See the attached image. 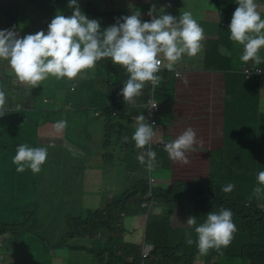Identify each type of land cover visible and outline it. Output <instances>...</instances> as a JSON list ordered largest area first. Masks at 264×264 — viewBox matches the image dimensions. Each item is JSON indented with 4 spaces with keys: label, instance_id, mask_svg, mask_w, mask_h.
Wrapping results in <instances>:
<instances>
[{
    "label": "rangeland",
    "instance_id": "374dc122",
    "mask_svg": "<svg viewBox=\"0 0 264 264\" xmlns=\"http://www.w3.org/2000/svg\"><path fill=\"white\" fill-rule=\"evenodd\" d=\"M156 1L159 0H111L110 4L116 11L125 12L127 15H131L135 11L140 12L142 21L150 22V17L148 15L150 8L146 7H148L150 3ZM168 1L167 7L157 6V10L159 11V9L164 8L166 14H171L177 18H179L182 11H190L199 24L207 17V10L206 7H204L205 4L202 0ZM260 1L261 0H255L258 5V11L262 13V18H264V8L261 7V10L259 8V4L260 6L262 4ZM78 3L83 11V3L80 0H78ZM155 4L156 3H154V5ZM55 5L54 2H48V0H0V11L4 12L3 19L6 18V22L2 21L3 23L0 24V30L11 29L15 26L21 37L27 34H35L40 30L47 32L48 24L58 13L60 14L61 9L59 7H54ZM228 6H230L229 9L231 12L234 13L238 4L235 0V2H228L227 8ZM65 13L66 16H70V9H67ZM227 19V27L229 28L231 19ZM99 21L102 30L110 26L107 22ZM201 27L203 28V26ZM204 46L203 43V48ZM232 46L236 51L242 54V46L235 42H233ZM228 53L230 54V51ZM228 53L226 54L228 55ZM200 55L191 57V66L188 64L187 58H182V63L186 69L184 73L189 72L191 69H200L201 65L204 63V60L199 58ZM260 55L264 57V49L261 50ZM230 64L231 66L240 69L245 63L241 61L238 56L233 58V60L230 61ZM247 64L256 66L252 61H249ZM109 66L119 65H114L110 59L101 60L97 62L94 79H77L69 81L67 78L57 80L55 77H50L43 81L38 87L32 88L31 85L20 84L16 80L8 62L0 60V77L3 79L0 80V84L9 86L12 81H16V85L12 86V90L10 87L9 94L6 95L7 108L10 110L4 117H0V147L6 149L2 150V148H0V226L7 224L12 226L19 222L24 223V220L14 223L13 221L17 217L21 219L27 212H30L31 206L29 205L36 199V196L38 197L37 193L41 188V190L49 189L53 191V189H50L49 187L55 188L56 183L64 186L60 183V178L54 174V172L57 173L55 168L51 167L54 172L50 170L49 160L52 157L51 150L54 147L48 149L47 160L42 165V170L39 174H33L30 169H26L23 172L25 174L21 176L9 167L16 166L11 163L16 154L14 147L18 145L22 138L17 130L15 134H12L10 131L11 128H17L22 124V121L16 114L17 112H20L23 115L27 114L28 116H36L37 118L41 114V117L38 118L37 125L42 127L48 123L50 129H46L45 131L54 134L59 132L55 127L56 122L62 119L60 117V111L55 110L56 106H66L63 110L68 114V123L71 127L82 121L84 113L87 112L89 122H93L96 125L95 129L90 126L88 129H85L83 133L87 139V150L89 155L91 154L93 156L96 153V158L100 160L110 161L116 159L124 162V165H119L115 170L119 171L120 178H124V180L130 184L129 189L131 192L135 191L137 184L140 183L141 180L146 181L148 177L150 178L151 176L155 177L157 181H159L157 185L162 187L160 180L164 177V170H162L163 172L156 169L152 171L147 170L145 165L141 164L137 159V156L143 150L137 149L135 143L130 139L127 141L121 139L119 131L124 133V136H128L125 132H129L130 130V126L127 123H123V117L121 118L120 116H117L116 119H114L115 125H117V128H115L116 133L110 131V144L114 145L106 146L105 135L109 126L106 125V113H104V108L110 107V104L113 103V100L108 99V96L112 95L109 86L116 82V76L115 79L109 77L107 68ZM199 72L200 71H195V73ZM240 79L245 83V77H241ZM126 80L127 78L121 82L117 79V84L120 85V90H118V92L115 91V94L119 96V103L122 101L123 107L126 110L124 113V119H126L129 110L124 103V98L120 95V92L122 90L121 87L124 86L123 84ZM195 80L198 81L197 78H195ZM148 84H146V86H148ZM196 85L199 86L201 84ZM73 86H75V90L71 89ZM261 88L264 89V83L261 84ZM18 89L22 90V94L25 97L26 92L30 91V93H34L36 90L37 93L30 99L31 101L24 100L22 103L16 104L13 99L17 96ZM170 89L175 91V84L171 85ZM227 89L228 87H226V91ZM92 96H98L99 98L94 99ZM36 97L39 99L35 100ZM44 98L47 99L44 100ZM243 102H245L243 98L234 97L231 102H226L225 107L221 109L220 112L216 113V116L219 117L218 120L221 122L223 130L222 137L225 143L221 149L209 151L206 147L203 148L197 146L198 150H202L208 154V159L207 155H201L204 158L203 161L208 162V164L204 163V168L200 174L201 176H204V173L209 171L212 160L213 165L214 162L224 159V164L229 163L235 173L245 170L248 172L249 179L252 178L250 177V174L254 169L250 171V168L248 167L251 166L253 162L252 143L256 139V136L254 135L255 129H245L244 126L240 124V121L244 116L246 117V120L244 121L245 124L250 125V121L259 115V110L256 103H254L253 107L244 108L242 111H239L236 107ZM80 104L87 105H85L84 108L80 107ZM163 104L168 105L167 103ZM25 106H28V109H19ZM13 107H17V109H13ZM40 109L43 114L40 113ZM137 111L138 113L143 112V108L137 107ZM175 111V108L172 107L169 109L168 113L175 114ZM130 113L132 114L133 112L130 111ZM63 117H67L66 114H64ZM184 117L186 120L192 119L191 115ZM200 118L201 121L199 122H201V124L197 126L202 129H197L196 132H202L209 126L207 122L204 123L206 119L205 115H202ZM179 119L180 116L171 118L172 121L167 123L173 126L174 124L179 123L181 120ZM186 120H181V122L190 125V120L185 122ZM87 125L88 123L86 126ZM250 131H253L252 140L247 141L245 139H250ZM63 132L64 130L58 134L56 138L60 137L65 142H71L72 140ZM256 133L258 134V131H256ZM56 141L59 143L58 140ZM259 142V154H261L264 159V138H261ZM43 143V141L37 142V147H46V144ZM58 143L57 145H59ZM230 146H232V148L228 149ZM121 147L122 149L116 151L117 148ZM213 147H215V145H213ZM222 149H225L226 152L221 153L220 150ZM233 153L239 155V162L244 161L246 168L237 166V161L231 156ZM88 162L89 160L85 161V164L82 166H74L75 171L80 173V179L78 180L77 186L80 188L83 195L82 202L80 204H75L73 198H70L71 203H67L66 200L60 202L59 200H56L54 194H52V199L48 203L49 206L45 203L41 209H37L38 212L37 210L35 211L36 218L38 217L37 220H34L35 223L27 222L24 224L23 229L17 231L24 234V236L21 237L26 238L27 243L29 244L28 248H34L33 254L25 260H19V252L26 248L16 244L18 238L21 237L15 238L12 242L13 235H11V232L0 234V254H3V257L0 256V264H99L102 258L103 264L108 263L110 254L112 252H117L118 246L120 245L116 241H109L108 239L113 238L116 234L119 235L120 230H123V218L119 219V217L122 216L121 211H118L120 214H112L109 211L107 212L106 209L109 206H112L115 199H118L125 191L123 190V185L116 182L110 174L107 175L106 179L103 178L102 167L98 166L95 168V162L94 164ZM85 167H87L86 170ZM165 175H167L166 178L169 180V178L172 177V172H165ZM212 175L214 176V169L212 170ZM21 180L24 182L23 190L20 189V187H22L20 185ZM233 184L235 186L238 185L237 179L233 180ZM106 185H108V187H105ZM248 186L252 187V182H249ZM163 188H165L164 185ZM167 188V190H173L171 189V185H168ZM180 189H182V187H180ZM177 192L180 193V191ZM262 196H264V192H262ZM133 198L134 200H138L137 195ZM54 203H56L55 206H53ZM141 203L142 202H140V204ZM259 206L264 208V202L259 204ZM179 208L181 207L179 206ZM179 208L174 207V211H178ZM52 209H54V211L56 210L55 213L52 212ZM170 209L171 208L166 200L158 198L154 208L151 207V209H149L147 207L146 212L141 211L139 212V215H135L133 217L137 220V222L133 224L135 237L137 238V235H139V239L140 237L143 239L147 233V226L149 229L154 228L153 239L160 242L167 241L169 238L168 230L170 222L169 224L166 223L165 219L166 216L169 215ZM89 211H92L93 213L99 212V214L89 217L90 223H92L94 227L89 229L90 232L84 233V235L80 236V240L77 236L76 239H73L71 234L67 233V231L71 229L68 222L73 218L86 217ZM134 211L137 213L136 206H134L133 209H130V213ZM182 211H185L184 207H182ZM35 213L33 215H35ZM147 215L150 219L149 223H147ZM109 216L114 220L113 222L108 219ZM128 216L124 217V221H128ZM181 221L182 220L179 217L175 224ZM72 226L76 229L77 223H73ZM126 228L129 231L131 229V224H127ZM39 234H42L44 236L43 238L49 240L50 244L45 245L43 239L38 236ZM39 239H42L41 243ZM79 241H81V244L87 245V249L85 247H78ZM119 251L122 254L123 252L127 254L124 249H122L123 252L121 250ZM132 255V253L128 254L127 259L132 261ZM233 264H235V260Z\"/></svg>",
    "mask_w": 264,
    "mask_h": 264
},
{
    "label": "clouds",
    "instance_id": "9594fccd",
    "mask_svg": "<svg viewBox=\"0 0 264 264\" xmlns=\"http://www.w3.org/2000/svg\"><path fill=\"white\" fill-rule=\"evenodd\" d=\"M236 3L239 7L233 13L229 25L230 39L242 46L241 61L245 64L252 61L259 66L264 63V57L260 55L264 49V18L255 0H236ZM68 7L73 9L72 15L58 13L48 24L47 32L40 30L21 37L15 26L0 30V60L8 62L20 84L35 88L50 77L57 80L67 78L69 81L94 79L97 62L110 59L114 65L122 66L128 75L120 92L124 103L136 107V98L142 95V90L149 83L150 90L144 103L149 105L152 92L156 99L154 89L162 79L159 74L164 67L172 70L173 65L185 54L195 57L203 50L204 29L190 11H182L177 18L166 14L164 8L158 11L153 4L148 11L150 22L142 21L141 13L135 11L117 18L115 24L102 30L100 21L89 18L81 10L78 0H69ZM166 77L164 80L168 81L169 77ZM183 82L188 86L186 78ZM72 89L75 90V86ZM158 104L159 110L155 113L150 110L148 120L139 113L132 134L136 148L143 150L137 159L149 171L157 165L153 144L164 145L171 160L187 165L190 163L189 155L203 143L192 127L184 129L173 141L164 140L157 133L159 125L156 114L160 111L161 103L158 101ZM156 106L154 104L152 108ZM260 111L264 112V100L261 101ZM8 112L6 91L0 87V117ZM55 127L58 131L63 130L67 127V121L61 119ZM123 140L127 141L128 137L124 136ZM47 157L46 147L21 144L16 149L12 163L16 165L18 173L30 169L33 174H39ZM257 181L260 186L254 188V194L264 192V171L258 173ZM234 187V184L229 183L222 187V191L230 193ZM186 224L190 228L194 227L197 237L195 243L200 255H207L210 250L222 255V250L230 246L238 230L233 221V212L225 208L219 212L211 211L199 224L195 217L190 216ZM149 242L155 248V244ZM185 242L188 245L194 243L190 233H186ZM0 256L3 257V254Z\"/></svg>",
    "mask_w": 264,
    "mask_h": 264
},
{
    "label": "trees",
    "instance_id": "16d2710c",
    "mask_svg": "<svg viewBox=\"0 0 264 264\" xmlns=\"http://www.w3.org/2000/svg\"><path fill=\"white\" fill-rule=\"evenodd\" d=\"M80 1L83 3V12L85 9V14L89 18L107 22L108 24H110V26L116 23L117 18L127 15L125 14V12L116 11L115 8L110 4L111 0H86V1L80 0ZM48 2H54L56 4L54 7H59L61 9L60 14H64L66 16L65 11L67 9H70V16L73 13L72 9L68 8L69 0H48ZM222 2L217 3V8L220 10V13L225 19V24L227 27V22H226L228 20L227 18H230L232 20V16H233V13L229 9L230 6H228L227 8V3L235 2V0H226L223 6L221 4ZM261 7L264 8L262 4L261 6L259 4L260 10ZM3 18H4V12L0 11V24L6 22V18L5 19ZM201 26H203L204 31L207 30L205 22H203ZM227 30H228L229 40L228 39L225 40L222 34L219 35L218 41L213 39L211 40L207 39L205 43L206 47H204L205 49L203 48L200 54H204L205 56L204 60L206 61V65H207L206 68H209L210 72H217L221 70H225L227 72L226 86L228 87L227 94L229 97H233L235 95L243 99L252 98L249 107H253L254 103H256V106L259 110V115L257 116V123H255L256 128H254L255 129L254 135L256 136V139L252 143L253 162L251 166L248 167L250 168V171L254 169L252 171L253 173L251 172L250 174V177L252 178L249 179L248 172L245 170L235 173L229 163L224 164V159H223L214 162L213 165H212L213 162L212 160L211 166L209 167V171L205 172L204 176L202 177L200 176L196 177L192 182H183V181L176 182L174 184L173 190H165L161 186H156L155 195L157 199L159 198L161 200L162 199L166 200L167 204L171 208L169 215L166 216L165 219L166 223L169 224L170 222L169 230H168L169 238L167 241H162V242L153 239L155 248L152 254L146 259L148 264H233L234 260H235V264H264V208L259 206V204L264 202V196H262V193L254 194L253 192L255 187L260 186L257 181L258 173L264 171V159L263 156L259 154V150H258V145L260 143L259 140L261 138H264V112L260 111L261 105H259V103L262 100H264V95L262 94L264 93V89H262L260 85V82L263 79L260 78L257 79L253 77V75L251 77H247L245 73L244 74L241 73L242 67L241 69L237 70V68L231 66L230 61L233 60V58L238 57V55L240 58L242 54L240 52L232 53L230 56H226L224 54V49L227 48L231 44V42L233 43V41L230 39V31L228 27ZM187 56L188 55L185 54L183 57L185 58ZM166 64L167 62L165 61V65ZM249 66L253 68L255 67L251 65ZM259 66L264 67V63H261ZM107 68L110 78L115 79L116 76V82H114L111 86H109V90L110 92H112V95L108 96V99L113 100V103L110 104V107L104 109L105 111L104 113H106L107 116V125L109 126L108 130L106 131L105 141H106V146H111L110 131L115 132L116 130L115 128H117L114 119H116L117 116H120L121 118L123 117V123L128 124V120L124 119L125 117L124 113L126 112V110L123 107V103L122 101L119 103L118 101L119 96L115 94V91L118 92V90H120L119 87L120 85L117 84V79L123 82L126 78L128 79V75L126 73V70L122 66H109ZM180 70L182 72L186 71L184 66ZM180 70L178 71L176 67H173L172 70H168L166 67H164L163 72L159 74L162 77V79L159 85L156 86L154 89L156 99L159 102L173 101L175 99V91H172L173 89H170V87L171 85H174V83L176 82L177 73L178 74L182 73ZM166 76L169 77L168 82L164 80V77ZM241 77H245L246 79L245 83L242 82V80L240 79ZM0 80L3 79H1L0 77ZM263 82L264 81H262V83ZM14 85H16V81H12L9 86L0 84V87H2L6 91V95H8L10 91V87L12 90V86ZM122 88L123 87H121V89ZM149 90H150L149 85L143 89L142 95L137 97L136 99L137 105H141L145 101V99H147ZM36 93H37L36 90L34 93H30V91L26 92L25 93L26 97H25L22 94V90L18 89V94L13 100L16 104L22 103L24 100H30ZM83 97H84V93H83ZM92 97H94V99L99 98L98 96H92ZM36 99L39 98L36 97L35 100ZM83 105H87V104H83ZM14 108L17 109V107H13V109ZM19 109L24 110V108H19ZM114 111L116 114L113 113ZM130 111H132L133 113L131 114ZM139 113H142V115L144 114V112H139ZM139 113L136 109H133V110H129V113H127L126 115V119L128 115H130V119L133 124V130L132 133H130V140L132 142H134L132 140V134L135 130L134 125L137 122L136 118L140 116ZM16 114L18 115V118L22 121V124L17 128L16 127L11 128L10 131L12 134H15L17 130V132L22 136V138L20 139L18 145L14 147L15 152L17 147L21 144H27L30 147H37V142H41V141L38 139L39 134L38 131L36 130L37 125L33 116H28L27 114L23 115L20 112H17ZM241 121L240 124L244 126L245 129L249 128V130H253V127L251 125L245 124L244 122L245 120L243 117ZM259 122H261L260 126H259ZM256 130H258V134L256 133ZM125 133L128 134L129 132H125ZM252 133L253 131L249 132L250 135L249 141L252 140ZM119 135L121 139H123L124 133L119 131ZM46 145L49 148L50 145L49 144ZM0 148H2V150H6L3 147ZM152 150L155 151L157 154L156 157L157 165L155 167L156 170L162 171V170L172 169L173 160L169 158L168 153L164 149V145L153 144ZM220 151L221 153L226 152L225 149H222ZM231 156L237 161L236 163L237 166L246 168L244 161L239 162L238 154L233 153L231 154ZM56 163L58 162L56 161ZM9 167L15 173L21 176L25 174V173H18L16 171V166H9ZM86 169L87 167H85V170ZM213 169H214V176L212 175ZM235 179H237L238 185L234 187V190L230 193L223 192L222 187L226 186L229 183L233 184V180ZM147 181L148 179L146 181L141 180L140 183L137 184L135 191L132 192L130 190L126 191L124 195L119 197L112 206H109L106 209L107 212L109 211L112 214L116 210L122 212L124 209H126V206H128L127 201H124L123 199L124 198L132 199L136 195L138 196V200H137L138 208L141 209V206L139 204L141 200L140 192H141V188L144 189L145 191L147 187ZM249 182H252V187L248 186ZM20 185L22 186L20 187V189L23 190L24 182L22 180L20 181ZM180 187H182V189H180ZM177 191H180V193H178ZM36 199L29 205L31 206L30 212H27L25 216H23L21 219L17 217L13 221L14 223L24 220V223L19 222L18 224H14L12 226H9L8 224L1 225L0 234L11 232V235H13L12 242L14 241L15 238L24 236V234H21L17 231L23 229L25 223L27 222L35 223L34 220L38 219V217L36 218L35 211L39 209L41 203L37 196ZM179 206L181 208H179ZM174 207L179 208L178 209L179 211L180 210L182 211V207H184L185 211H182L181 215H176L174 211L175 210ZM221 208L230 209L233 212V221L236 224L238 230L234 234V238L232 239L230 246L222 250L223 251L222 255L216 252L215 250H210L207 255H200L199 250L195 243L197 237L194 231V227L190 228L186 224V221L190 216H193L197 219L198 224L202 223L206 219L208 213H210L211 211L219 212ZM142 211L146 212L147 210L143 209ZM34 213L35 215H33ZM96 214H99V212L93 213L92 211H89L86 217L83 218L78 217L71 219L68 222V225L71 226V229H69V234H71V236L73 237L76 236L79 237L78 239L80 240V236L84 235V233L90 232L89 229L94 227V225L90 223L89 217H93ZM179 217L181 218L182 221L177 222V224H175L177 218ZM120 218H123V216H120L119 219ZM108 219L111 222L114 221L113 219L110 218V216L108 217ZM73 223H77L76 229L72 226ZM186 233L191 234V238L194 241L192 245H188L185 242ZM38 236L43 239L45 245L50 244V241L43 238L44 236L42 234H39ZM41 240L39 239L40 243ZM16 244L26 247L24 250H21L19 252V257H20L19 260L20 259L25 260L30 255L33 254L34 248L31 247L28 248L29 244L27 243L25 237L18 238ZM138 246H139L138 244H134V243H123L119 245L117 250L118 254L117 252H112L110 254V258L107 264H114V263L139 264L140 255L138 252ZM78 247H82V248L85 247L87 249V245L81 244V241H79ZM122 249H124L127 252V254H125L122 251ZM119 250H121L123 254L120 253ZM130 253L133 254L132 261L127 259L128 254ZM102 261L103 258L100 260L99 264H103Z\"/></svg>",
    "mask_w": 264,
    "mask_h": 264
},
{
    "label": "crops",
    "instance_id": "0c3cea01",
    "mask_svg": "<svg viewBox=\"0 0 264 264\" xmlns=\"http://www.w3.org/2000/svg\"><path fill=\"white\" fill-rule=\"evenodd\" d=\"M205 4L204 7H206L207 10V17L205 20L200 22V25L205 22L207 30L204 31L205 38L202 41V44L204 43V47H206V40L207 39H213V40H219V35L222 34L226 39L229 40L228 38V30L225 24V19L223 18L222 14L220 13V10L217 8V3L222 2V6L224 5L226 0H202ZM168 0H159L156 2L150 3L148 7L146 8H151L154 3L155 6H163L167 7ZM264 7V0L260 1ZM228 5V3H227ZM145 7V5H144ZM198 8V7H197ZM218 13V14H217ZM150 17V16H149ZM151 20V17H150ZM231 44L224 49V54L226 56H230L232 53H236V49L233 48ZM205 49V48H204ZM230 51V54L228 53ZM228 53V55L226 54ZM239 56V55H238ZM187 58L188 64L191 66L192 59L190 56L185 57ZM200 59L205 58L204 54H201ZM183 60L181 59L180 61L176 62L173 67H176L178 71L184 66L182 63ZM212 65V64H210ZM180 67V68H179ZM206 61L204 60V63L201 65L200 69L194 70L191 69L189 72L184 73L181 70V74L179 76H176V82L175 84V99L173 101H165V102H160L161 103V108L160 111L156 114V118L158 120V134L164 138V140H174L176 136H178L184 129L188 127H192L195 130H201L202 128H199V124H201V116L205 115L206 119L204 121L208 123V127L202 131V132H197L198 138L203 140V143L198 145L200 147H206L209 151L221 149L223 145H225L223 141V130L221 127V122L218 120L219 117L216 116V113L220 112L221 109H223L226 105V102H231L234 97L240 98L238 96H233L229 97L226 91V71L221 70L217 72H210L209 68H206ZM264 68V67H262ZM241 69V68H240ZM239 70V69H237ZM195 71H200L199 73H195ZM241 73L244 74L243 72V66L241 69ZM185 78L189 81L188 86H185L184 80ZM195 78L198 79L195 80ZM168 82V81H167ZM264 83V82H263ZM262 81L260 82V85L263 84ZM196 84H201V85H196ZM73 88V87H72ZM71 88V89H72ZM264 95V93H262ZM47 98H44V100ZM245 102L243 104H239L236 108L239 109V111H242L244 108H248L251 99H244ZM25 101H31V100H25ZM146 101H144L141 105H137L136 107H132V105H128L127 108L129 110L136 109L137 107H142L144 115L146 119L148 120L150 118V109L149 105L144 104ZM163 103H167L168 105H164ZM144 104V105H143ZM213 105V106H212ZM261 105V102L259 103ZM66 106L59 107L56 106L55 110L60 111V117L63 120L67 121V127L64 130V134L70 138L72 141L71 142H65L63 141L60 137L56 138L58 134H60L63 130H59L57 134L54 133H48L45 130H49L50 128L48 127V123L45 126H38V118L41 117V114L37 118L36 116H33L36 125H37V131H38V139L40 141H43L45 144H49V148L46 145L47 149H53L51 150L52 157L50 158V168L54 167L55 170L57 171L54 172L53 169L51 168L50 170L54 172L59 178H60V183L63 184L64 186H61L59 183H56L55 188L49 187L50 189H53V191L49 189H43L38 191V199L40 200V207L43 206V204L46 203V205L49 206V201L52 199L51 196L54 194V197L56 200H59L60 202L62 200H66L67 203H71V199L73 198V201L75 204H80L83 199V195L80 191V188L77 186L78 180L80 179V173L75 171L74 166H82L85 164V161L89 160L88 163L94 164L96 163V167H102L103 168V178L106 179L107 175L110 174V176L119 184L123 185V190L126 192L130 190V184L124 180V178H120L119 171L115 170V168H118L119 165H124V162L118 161L116 159L106 161V160H100L96 158V153L95 155H89L88 150H87V139L84 136V131L85 129H88L90 126L95 129L96 125L93 122H89V116L87 115V112L84 113L83 120L78 122L76 125L71 127L68 123V114L63 110L65 109ZM80 107H84L85 105L80 104ZM175 108V114L168 113L170 108ZM251 108V107H249ZM42 109V108H41ZM40 109V110H41ZM105 109V108H104ZM42 110H41V112ZM66 114L67 117H63V115ZM116 114V113H115ZM96 115V114H95ZM142 115V114H141ZM191 115L192 119H185L184 116ZM100 116V115H97ZM181 120H186L185 122H188L190 120V125H186V123L179 121L178 124H174L173 126L167 122L172 121L171 118H176L179 117ZM162 118V123L159 124L160 119ZM244 120H246V117H244ZM242 119V118H241ZM128 120V125L130 126V130L128 133V139H130V133H132L133 130V124L130 119V115H128L127 119ZM250 125L253 128H256L255 123H257V116L250 121ZM88 125L86 126V124ZM106 125H107V116H106ZM261 125V122H259V126ZM40 128V129H39ZM258 131V130H256ZM48 136V137H46ZM61 136V135H60ZM58 140L59 143L56 141ZM249 141V139H245ZM57 143L59 145H57ZM222 143V144H221ZM114 145V144H113ZM111 145V146H113ZM215 145V147H213ZM232 146H230L228 149H231ZM121 148H117L116 151H119ZM202 154L207 155L208 159V154L205 153L202 150H198L196 147V151L191 153L189 155V161L187 165H183L180 163H177L173 161L172 164V169L170 170H164V177L162 180H160V184L165 186V190H167V186L171 185V189H173L174 184L176 182H192L196 177L200 176V174L204 168V163L208 164V162L203 161V157L201 156ZM98 155V154H97ZM56 161L58 163H56ZM61 163V164H59ZM48 167L47 165H45ZM49 168V167H48ZM90 168V167H89ZM88 168V169H89ZM163 172V171H160ZM165 172H172V177L169 178V180L166 178L167 175H165ZM205 174V173H204ZM59 182V181H58ZM165 182V183H162ZM157 183V181H155ZM159 183V181H158ZM137 184V183H136ZM46 186V185H44ZM43 186V187H44ZM160 186V185H157ZM105 187H108L106 185ZM137 187V186H136ZM156 187V185H155ZM49 192V193H48ZM124 192V193H125ZM144 189L141 188V200H143V194H144ZM124 193L122 195H124ZM121 195V196H122ZM120 196V197H121ZM117 199V198H116ZM115 199L114 203L117 201ZM124 201H127L126 209L122 211V216H123V230H120L119 235H115L113 238L108 239L109 241H116L120 245L123 243H134V244H140L141 241L145 239V236L143 239L139 235H137V238L135 237L134 230H133V224L137 222L133 217L135 215H139L144 208L141 206V209L138 208L137 205V200H134V198H124ZM140 200V202H142ZM66 203V204H67ZM56 203L53 204L55 206ZM134 206L137 208V213L131 212L130 209H133ZM56 211V210H55ZM54 209H52V212L55 213ZM119 210H116L114 213H117ZM182 211L178 210L175 211L176 215H181ZM129 215V216H128ZM128 216V221H124V217ZM137 217V216H136ZM140 220V219H139ZM127 224H131V229L128 231L126 228ZM148 227L146 226V230ZM69 230L67 231V233ZM154 234V228H151L149 230V233L147 235V240L153 242V236ZM142 236V235H141ZM73 239H76L73 237ZM93 240V239H92ZM61 245V244H60ZM118 264V263H117Z\"/></svg>",
    "mask_w": 264,
    "mask_h": 264
},
{
    "label": "built area",
    "instance_id": "2783aa9c",
    "mask_svg": "<svg viewBox=\"0 0 264 264\" xmlns=\"http://www.w3.org/2000/svg\"><path fill=\"white\" fill-rule=\"evenodd\" d=\"M257 71H259V72H257ZM243 72L245 73V75H247V77H251L253 75V77H255L257 79L258 78H260V79L264 78V70H263V68H261L259 66H256L253 68L247 64H244L243 65ZM179 75L180 74L177 73V76H179ZM166 79H168V78L166 77ZM152 89H154L153 86H152ZM148 103H149L151 112L155 113L159 110V104H158V101L155 99L153 92L151 94V97H149ZM154 104L157 106L155 108H152ZM23 108L28 109V106H25ZM153 121L154 120H152L151 122H153ZM155 181H157V179L153 176L148 178V181H147V187H146L145 192L143 194V201L141 203V206L143 208H146V210H147V207L149 209H151V207L154 208L156 203H157V197L155 195V185L157 186L158 181H157V183H155ZM149 222H150V219H149V216L147 215V223H149ZM138 245H139L138 246V252L140 255L139 264H148L146 259L150 256L152 250L154 249V245L147 240V233L145 234V239L143 241H141V243Z\"/></svg>",
    "mask_w": 264,
    "mask_h": 264
},
{
    "label": "water",
    "instance_id": "95a60500",
    "mask_svg": "<svg viewBox=\"0 0 264 264\" xmlns=\"http://www.w3.org/2000/svg\"><path fill=\"white\" fill-rule=\"evenodd\" d=\"M158 145H161L160 143Z\"/></svg>",
    "mask_w": 264,
    "mask_h": 264
}]
</instances>
